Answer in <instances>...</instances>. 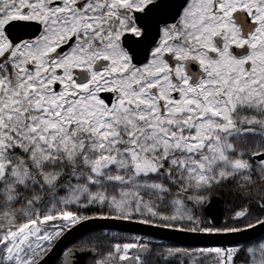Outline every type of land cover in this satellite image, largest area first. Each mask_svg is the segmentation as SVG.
I'll list each match as a JSON object with an SVG mask.
<instances>
[{
  "label": "snow or ice",
  "instance_id": "obj_1",
  "mask_svg": "<svg viewBox=\"0 0 264 264\" xmlns=\"http://www.w3.org/2000/svg\"><path fill=\"white\" fill-rule=\"evenodd\" d=\"M80 255L264 264V0H0V264Z\"/></svg>",
  "mask_w": 264,
  "mask_h": 264
},
{
  "label": "flooded vegetation",
  "instance_id": "obj_2",
  "mask_svg": "<svg viewBox=\"0 0 264 264\" xmlns=\"http://www.w3.org/2000/svg\"><path fill=\"white\" fill-rule=\"evenodd\" d=\"M87 259V256L85 257L84 261L82 260V258L78 257L79 264H87Z\"/></svg>",
  "mask_w": 264,
  "mask_h": 264
},
{
  "label": "water",
  "instance_id": "obj_3",
  "mask_svg": "<svg viewBox=\"0 0 264 264\" xmlns=\"http://www.w3.org/2000/svg\"><path fill=\"white\" fill-rule=\"evenodd\" d=\"M69 239H71V238H69ZM79 257L82 258V260L84 261V259H85L86 256L85 255H80ZM52 259L54 260L55 257H53Z\"/></svg>",
  "mask_w": 264,
  "mask_h": 264
}]
</instances>
